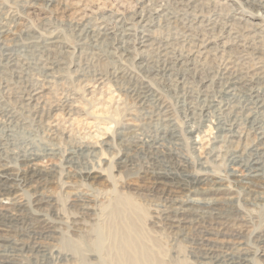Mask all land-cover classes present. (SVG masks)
<instances>
[{"label": "bare ground", "instance_id": "1", "mask_svg": "<svg viewBox=\"0 0 264 264\" xmlns=\"http://www.w3.org/2000/svg\"><path fill=\"white\" fill-rule=\"evenodd\" d=\"M258 201L264 0H0V264H264Z\"/></svg>", "mask_w": 264, "mask_h": 264}, {"label": "rangeland", "instance_id": "2", "mask_svg": "<svg viewBox=\"0 0 264 264\" xmlns=\"http://www.w3.org/2000/svg\"><path fill=\"white\" fill-rule=\"evenodd\" d=\"M175 111H176V114L178 116L179 121L182 124H185V118L182 115V111H180V109H178L176 107H175ZM208 133H210V132H208ZM206 137L208 138V135ZM183 153L188 158H190L194 163H196V165H197V161H198L197 153L193 151L192 146L189 144V142H188V145L186 144L184 146ZM141 167H142V164H141ZM141 171H142V168H139V169H134L131 173L135 174V173L141 172ZM219 172L222 173V174H228V172H226L225 166L220 167L219 168ZM131 180H133V181L137 180L138 182H135V183L142 190L141 193L149 195L151 186H150V184L148 183L147 180H145L144 178L137 177V176L136 177H131ZM123 182L126 183V184H124L125 188L129 187V185L132 183L126 177L124 178ZM126 190H127V188H126ZM146 200L148 201L149 198H147ZM151 202L155 203V204L159 203V201L154 199V197L151 198ZM249 207H251V206H249ZM251 208L254 211V213H256L258 215L259 219L260 218L261 219L264 218V208H263V203L262 202L258 201L255 204V206H253ZM180 235L181 236H179V242H180L179 246H180L181 254H182V256L185 259L184 263L185 264H197L196 257L199 254V243H198V241H199V238H200V232L195 230L194 228H190V227L185 226V227L181 228ZM163 236H164L165 242L167 240L169 241V238L172 236L171 230H169L167 227L164 228Z\"/></svg>", "mask_w": 264, "mask_h": 264}]
</instances>
